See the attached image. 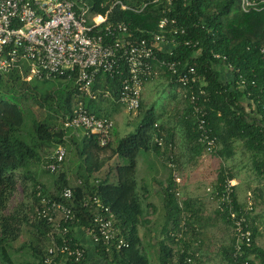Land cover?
<instances>
[{"label":"trees","instance_id":"trees-1","mask_svg":"<svg viewBox=\"0 0 264 264\" xmlns=\"http://www.w3.org/2000/svg\"><path fill=\"white\" fill-rule=\"evenodd\" d=\"M83 1L91 13L104 15L108 12V22L122 21L129 24V29L135 36L150 38L158 33V22L163 16L175 20L176 27L185 30L184 35L174 36L176 46L171 55L161 52L156 54L157 64L162 60H165L166 64L177 63L175 74L168 72L165 65L166 68L162 67L163 73L157 77L161 78L169 89L181 87L179 76L187 74V88H180L181 108L177 114L183 153L176 154L172 131L166 135L162 126L157 124L153 110H142L140 103L137 111L139 125L133 132L122 137L114 148L110 146V138L105 145H100L97 136L87 137L83 130L77 129L76 131L81 130L83 134L79 143L73 140L77 146L76 154L81 160L79 168L77 166L78 181L81 184L77 181L71 186L69 175L64 170L54 183L56 188L48 191L36 180L31 167L39 162L43 169L52 152L64 144L66 133L74 132L64 129L63 122L71 115L74 106L75 74L67 72L49 79L27 81L24 78L25 69L22 74L16 69L0 73V264H14L8 251L9 242L17 238L25 225L31 227L36 234V246L29 243V247L38 264H48L45 261L48 257L52 258L50 264H86L87 248L73 234L75 229L91 227L90 216L94 210L81 206L83 199L89 196L98 197L101 204L109 207L114 216L113 227L116 233L113 239L109 244L99 243L94 248L100 263L151 264L139 234V228L146 227L148 220L142 216L144 199L137 197L135 178L136 156L139 152L149 149L162 154L163 163L170 172L163 191L164 219L160 222L161 230L155 239L156 264H179L188 258L187 256L194 264H199L203 237L196 223L198 212L192 199L181 195L179 186L182 180L174 181L173 173L167 164L172 162L176 175L181 178L182 159H196L202 155L210 156L214 161L220 160L216 165L214 185L207 187L205 193L216 203V216L220 217L231 231V242L221 255L222 262L264 264V248L255 242L260 224L256 221L260 219L264 222V209L260 216H252V204V210L245 214L247 226L252 234L251 245L249 248L243 247V253L233 256L235 239L232 221L227 206L219 201L227 182L237 179L238 174L243 171L250 173L253 176L251 181L256 180L257 183L251 188V181L246 178L244 183L249 193H259L260 197L264 194V0H248L255 6L245 11L241 7L242 0H159L158 3L150 4L142 10H139L140 0ZM117 1L125 5L126 9L116 4L111 7ZM77 6L75 10L78 11ZM166 29L169 30L170 26ZM186 40L194 43L195 47L185 46ZM220 66L230 72L228 81L221 79L218 70ZM189 67L195 70L196 79L193 82L190 80L191 74L187 73ZM120 68L126 72L124 64H121ZM122 80L123 76L120 75L110 77L99 73L92 86L95 99L102 97L105 100L109 97L121 106L117 98ZM99 86L102 89L100 93L97 91ZM189 90L198 97L197 105L200 109L196 115L204 120V128L207 131L205 134L198 129V123L192 114V104L187 96ZM105 91L109 96L104 95ZM201 91L203 93H200ZM26 99L33 101L46 114L45 118L39 120L32 118L28 130L27 114H30L31 110L24 102ZM92 100L83 99L87 112L112 121L108 115L101 116L92 112ZM57 121L60 123V129L57 128ZM157 132L164 138L161 145L152 141ZM205 137L214 143L210 153L207 151L208 143ZM50 147H54L53 150L42 159L40 150L47 151ZM108 150L110 153L106 157ZM114 155L124 162L116 167V181L109 182L102 175L98 179H91ZM65 159L66 156L58 171ZM29 182L32 185L30 193H27ZM19 185L23 188L26 199L31 198L34 207L28 202H21L6 213L8 203ZM235 186L234 183L231 206L233 210H239L246 207V203L240 204L236 201ZM65 187L73 191V199L69 202L60 198V193ZM42 198L63 202L77 215L78 222L63 224V227L67 228V243H77L86 248L84 260L76 261L65 254H58L56 258L49 256L48 248L52 246V237L55 235L51 226L43 219H36L35 215V210L43 207ZM183 217L187 227L185 232L180 228ZM262 229L264 230V226ZM178 233H182V237L177 239ZM119 241L123 244L117 248ZM42 242H47V247L42 245ZM106 246L109 247L108 251L105 250Z\"/></svg>","mask_w":264,"mask_h":264},{"label":"built area","instance_id":"built-area-1","mask_svg":"<svg viewBox=\"0 0 264 264\" xmlns=\"http://www.w3.org/2000/svg\"><path fill=\"white\" fill-rule=\"evenodd\" d=\"M158 2L159 0H140L139 10ZM115 4L126 9L119 1L111 7ZM76 6L78 11L75 10ZM253 6L255 5L251 1L242 0L241 7L244 11ZM107 14L108 12L104 15L91 13L83 0H0V73L16 69L22 74L25 69L24 78L27 81L49 79L67 72L74 73L75 101L71 115L63 122V128L73 131L81 129L87 137L97 136L100 145H105L109 140L113 122L90 114L83 106L84 98L95 99L92 86L99 73L110 77L123 76L117 102L127 113L137 114L143 84L148 80L157 79L163 73L162 67L165 65L168 72L176 73L177 63L166 64L165 60H162L157 64L156 54L161 52L171 55L176 46L174 36L185 34V30L176 27L175 20L163 16L158 22V33L150 38L135 36L134 32L130 31L129 24L122 21L108 22ZM168 26L169 30L166 29ZM184 45L195 47L190 40L184 41ZM121 64L125 65L126 72L120 68ZM187 71L191 74L190 80L195 81V70L189 67ZM178 80L181 95V89L187 88V74L179 76ZM187 94L198 129L205 134L207 131L204 128V120L196 115L200 109L197 105L198 97L190 90ZM104 95L109 96L107 91ZM157 133L152 141L161 145L164 138ZM205 141L208 143V153L212 152L213 141L206 137ZM65 156V148L58 146L48 157L43 169L49 173L57 172ZM167 166L173 173L174 181L180 182L174 170L175 165L168 162ZM77 183L81 184L80 181ZM233 185L232 180L227 182L219 201L227 206L232 221L235 256L243 253V247L249 248L251 245L252 234L247 226L245 214L252 210V203L248 194L246 207L233 210ZM60 198L64 202L71 201L73 191L67 187L63 188ZM41 203L43 207L35 210L36 219L45 220L55 235L52 237V246L48 248L49 256L56 258L58 254H65L76 261L84 260L86 248L77 243H67L65 238L67 228L63 227V224L79 220L72 208L63 202L45 198L41 199ZM81 206L94 210V213L90 216L91 227L80 230L89 237L94 248L99 243L109 244L116 233L110 208L102 205L96 196L84 198ZM184 220L185 217L180 222L183 232L187 230ZM180 237L182 233L177 234V239ZM122 244V241H119L117 248ZM108 249L106 246L105 250ZM187 257L179 264H194L191 258ZM51 259L48 257L45 261L50 264Z\"/></svg>","mask_w":264,"mask_h":264},{"label":"crops","instance_id":"crops-1","mask_svg":"<svg viewBox=\"0 0 264 264\" xmlns=\"http://www.w3.org/2000/svg\"><path fill=\"white\" fill-rule=\"evenodd\" d=\"M218 70L220 72L221 79L223 81H228L231 77L230 72L221 66L218 67ZM155 81L159 80H150L143 85L140 96L141 108L142 110L152 109L154 116L156 117V122L162 126L164 133L168 135L169 131H172L174 141L177 138V134H179L180 139L178 138L177 140L181 142L182 138L179 126L177 125L179 119L176 116L181 108V105L179 107L177 105L173 106L174 103L170 98L168 104L166 102L167 100L163 101L164 105L161 110L154 111V102H156L155 99L158 94H161V92L165 90L164 84L158 86L159 84ZM171 96L172 98L174 97L173 94H171ZM92 101H94L93 104L90 105L92 112L101 116L108 115L113 122V129L110 136L111 141H114V136L118 133V130L121 131L122 138L128 133L133 132L139 125V113L131 115L128 114L121 106H118L114 101L110 100L109 97L105 100L96 98ZM173 115H175L176 120L172 119ZM72 134H75V136L79 135L76 130L72 132ZM179 142L176 154L183 153L181 143ZM115 144L117 143L115 142ZM108 155L109 154H106V157H108ZM183 160H186V162H183ZM195 160L196 159H190V157L182 159L180 172L181 175L183 174V177L181 176L182 183L179 186V190L184 198L192 199V202L195 204V209H197L198 212L196 223L200 227L203 237V247L200 252L199 264H226L225 262H222L221 255L224 252L225 247L231 242V231L230 228L224 224L221 218L216 216V203L205 193V189L207 187L214 185L217 166H214L213 164L203 165L196 163ZM122 164V159L114 155L105 163L104 167L99 172L93 174L91 179H98V177L102 175V177H106L109 182H115L116 167ZM169 175L170 172L163 163L162 154L158 152L156 153L151 149L137 154L135 166L136 193L138 195L137 197H143L142 199H144L142 201V216L148 220L146 227L139 228L140 235L142 230H144V233L147 232V234H150V230L148 229L149 225H151V234L153 236H157L161 230L160 222L164 219L162 210V202L164 200L163 191L167 186ZM240 175L241 174H238L237 179H234L233 181L236 185V201L240 204H244L247 201L246 194L250 191L246 189L247 186L244 184L247 177H241ZM248 179L250 181L252 180V178L249 177ZM68 180L71 181V178L69 177ZM253 183L257 185L256 180L251 181V184ZM263 196L260 197L259 193H255L253 195L251 193V201L253 203V211L251 213L252 216H260V214H262V210L259 209V205H264ZM149 204H151V206H149ZM152 206H154V208H152ZM151 216H156V219L159 217V219H157L158 223L156 220L150 222L149 219H151ZM256 222L260 224L258 225V234L255 237V242L264 248V230L262 229L264 222L260 219ZM73 235L87 248L86 264H101L100 259H98L95 255L94 247L92 246L89 237L80 229H75ZM145 245L147 252V249H151V246L149 242Z\"/></svg>","mask_w":264,"mask_h":264},{"label":"rangeland","instance_id":"rangeland-1","mask_svg":"<svg viewBox=\"0 0 264 264\" xmlns=\"http://www.w3.org/2000/svg\"><path fill=\"white\" fill-rule=\"evenodd\" d=\"M158 80L159 81H155L159 84L158 86H160L161 84H164V82L161 79H158ZM100 86L97 88V91L99 93H100V91H102ZM164 87H165V90H163L161 92V94H158L157 98L155 99L156 102H154V109H155L154 111L161 110V108L164 105L163 101L167 100L166 102L168 104V102L170 101V98H171V101L174 103L173 106L177 105L179 107L181 105L180 104V95H179L180 90L177 87H175V89H169L168 87L165 86V84H164ZM171 94L174 95L173 98H172ZM98 99H103V98L98 97ZM24 102L27 106L30 107V110H31V113L27 114L28 115V117H27V130H28L30 128V120L32 118L35 117L37 120H39V119L45 118L46 114H45V111L39 109L37 107V105L34 104L33 101L26 99ZM176 116L178 117L177 114H176ZM172 119L176 120L175 115H173ZM57 128L60 129L59 121H57ZM77 133H79L78 136H75V134H72V132L66 133V135L63 139L64 144H61L66 150V159H65L63 166L61 167V169L57 173L49 174V173L45 172V170H43L41 168V165L39 164V162H36L31 167V171H32V173L35 174L36 180H38V182L42 183L48 191H52L53 188H56L54 183L57 181L58 175L64 170H65L64 172H66L69 175V177L71 178V181H70L71 186H74L76 184V182L79 180L78 168L80 166L81 160L76 154V149H77L76 147L77 146L73 142V140H76V142L79 143V141L82 139L83 136L81 134L82 133L81 130H78ZM73 136L75 138H72ZM120 138H121V131L118 130V133H116L114 136V141L117 143L120 140ZM178 138L180 139L179 134H177V138L175 140L176 141L175 142L176 149L178 148V146H177V144L179 142V140H177ZM114 141H111V140L109 141L111 148H114L116 146ZM53 148L54 147H50L49 149H47V151H45V149L40 150V157H42V159H43L44 157L49 155V153L53 150ZM106 153L109 154L110 151L108 150ZM219 161H214L210 156H207V155H203L199 158H196V160H195L196 163H200L203 165L204 164H213L214 166H216L217 163L219 164L220 163ZM183 162H186V160H183ZM77 166H78V168H77ZM240 174H241L240 175L241 177H249V178L253 177L247 171H243ZM181 176L183 177V174ZM180 181H181V178H180ZM31 185H32V183L29 182V185L27 187V189H28L27 193L28 192L30 193ZM255 186L256 185L254 183L251 184V188H253ZM22 189L23 188L21 187V185H19L17 191L15 192V194L13 195V197L10 199V201L8 203L6 213L10 212L13 208H15L21 202H24V203L28 202V204L31 207L32 206L34 207V204L32 203L31 198L26 199V197H25L26 195ZM248 194H250V199H251V193H247L246 196H248ZM263 198H264V196H263ZM250 202L252 203V201H250ZM155 204H157V203H155ZM259 209L263 211L264 205L263 204L259 205ZM149 211H150V209H149ZM150 218H151V219H149L150 222H152L154 220L157 221V219H159V217H157V219H156V216H153V217L151 216ZM148 229L150 230V234L149 233L147 234V232L144 233V230H142L140 236H142V238H143V244H144L143 246L146 247L145 244L148 242L151 245V249H147V252L149 254L151 264H156L157 246L155 243V239L157 236H155V235L153 236L151 234V225L148 226ZM153 237H154V239H153ZM29 243H31L32 246H36V234L31 227L25 225V227H22V231L18 234L17 238L14 241L9 242L8 251L11 255V258H12L14 264H38L37 263L38 261L35 258V255L33 254L32 250L29 247ZM42 245L47 247L46 246L47 242H44V244L42 242Z\"/></svg>","mask_w":264,"mask_h":264}]
</instances>
